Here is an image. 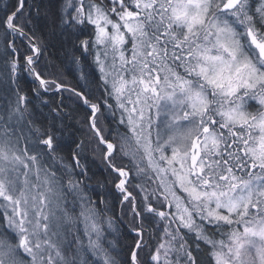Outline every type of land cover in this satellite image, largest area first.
<instances>
[{
    "label": "snow or ice",
    "instance_id": "snow-or-ice-1",
    "mask_svg": "<svg viewBox=\"0 0 264 264\" xmlns=\"http://www.w3.org/2000/svg\"><path fill=\"white\" fill-rule=\"evenodd\" d=\"M0 5V264H264V0Z\"/></svg>",
    "mask_w": 264,
    "mask_h": 264
},
{
    "label": "trees",
    "instance_id": "trees-1",
    "mask_svg": "<svg viewBox=\"0 0 264 264\" xmlns=\"http://www.w3.org/2000/svg\"><path fill=\"white\" fill-rule=\"evenodd\" d=\"M12 2V0H4V3H10ZM2 6V5H0ZM37 35L39 36H43V38L45 40L49 41V50L48 52L45 54L46 57L49 60L54 61V63L57 66H62L61 65V61L63 59V52L60 51L58 49V47L54 44L53 41L50 40L48 33L46 31L43 32H38ZM65 79L66 82L70 85V86H76L77 85V80L76 77L72 74L66 73L65 74ZM31 84L30 80H27L26 82H24L23 86L25 88H27L29 85ZM55 97L54 103L59 104L61 102H63V104L66 106L65 111L70 113L71 117H75V119H69L67 122L71 125H75V127L79 128L80 125L76 123V120H80L81 122H83V117H84V109L80 108L79 105L76 103L75 98L70 97L69 94L67 92H64L62 94H52ZM83 132H86L87 129H83ZM82 135L81 132L77 133V136ZM119 163V161H117ZM89 167L91 169V172L89 173V175H93L94 174V179L92 181V187L95 188L96 184H95V180L99 179V180H103L106 172L103 168V165L100 163V161L98 159H93L91 157V155L89 156V161H88ZM100 189H97V191H99ZM115 211V215L117 217H119L121 215V209L120 206H116L114 208ZM111 215V213H109ZM121 231L123 232V228L121 229ZM205 264H207V257H203Z\"/></svg>",
    "mask_w": 264,
    "mask_h": 264
}]
</instances>
